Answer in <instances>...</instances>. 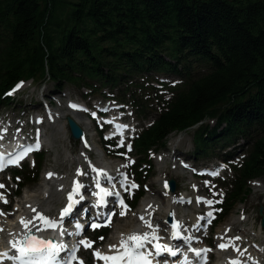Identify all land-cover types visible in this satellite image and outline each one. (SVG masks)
Instances as JSON below:
<instances>
[{
  "label": "trees",
  "instance_id": "16d2710c",
  "mask_svg": "<svg viewBox=\"0 0 264 264\" xmlns=\"http://www.w3.org/2000/svg\"><path fill=\"white\" fill-rule=\"evenodd\" d=\"M30 79L132 106L147 121L133 139L139 180L171 134L194 129V159L232 173L218 223L264 177V0H0V108ZM43 160L14 173L36 181Z\"/></svg>",
  "mask_w": 264,
  "mask_h": 264
},
{
  "label": "rangeland",
  "instance_id": "374dc122",
  "mask_svg": "<svg viewBox=\"0 0 264 264\" xmlns=\"http://www.w3.org/2000/svg\"><path fill=\"white\" fill-rule=\"evenodd\" d=\"M104 91V94L98 93L93 95V98H97L96 104L98 102L97 105L99 107H108L110 104L109 102L102 104L101 100H99L110 98L109 90L105 89ZM53 92L54 86L50 83L42 85L36 84L33 81H27L13 94L12 101L0 108V122L14 129V131L20 132V134L24 133L41 142L42 150L40 152L44 153V160L42 168L39 170L38 179L36 181L26 180L20 194H18V182H23V176L15 178L13 172L0 175V184L5 185L3 192L7 195V201L10 202L9 196H11L12 201L10 202L12 204L7 207L2 205L0 209V212L7 214L0 215V223L4 222L3 224H5L4 229H10L14 220L25 211V208L22 206L18 208V204L22 205V202L24 203L22 199L23 195L44 180L46 171H51L52 176L57 177L62 182L60 186L50 185L47 194L44 196H49V198L40 200L42 214L51 220L58 219L61 216L60 213L66 207L69 193H73L76 180L83 179L85 182L83 185L86 188L84 195L88 197L89 190H91L93 184L92 176L94 175L92 174H95L92 169L100 168L101 170V167L104 165L111 166L109 172L112 171L115 177L119 176V172H124L122 168H126L130 180L140 183L139 190H144L145 196L148 198L153 194L154 201L159 202L163 193L157 190L161 189L167 193H171L168 190V180L170 178L176 179L178 189L174 194L178 197L193 196L192 201L178 203L176 218L181 219L182 222H187L185 227L193 224L194 219L199 221V226L203 224L210 206L206 203V201L210 200L208 196H212L216 200L222 198V195H220L222 192L225 195V189L220 187L218 180L201 179L194 173V165L202 166L192 155V150L195 147L193 139L194 129L182 132L184 133L182 139L179 137L180 133L171 134L167 139V146L157 152H153L151 155L152 165L148 166L152 171L151 176L144 180H138L134 178L137 171L135 169L131 171V160L132 158L137 159L139 155L135 151L128 152L126 145L122 147L120 142H114L109 145L103 141L104 138L102 133L99 132L101 128L95 116L97 113L95 110H93L92 115H89L86 112L74 111L69 108L68 100L72 98L83 99L89 102L90 96H83L87 90L67 87L63 92L49 96V93L52 94ZM70 96L72 98L67 100L66 98ZM77 112H79L78 116L80 118L83 117L81 120L85 122L82 125L85 131L86 143L81 139L73 140L71 138L67 117L70 115L76 116ZM125 113L130 120L135 119L138 123H147V121H141L137 112L133 113L132 117L126 111ZM209 122L212 124L214 121L210 120ZM37 132H39L38 136ZM240 143L236 145L234 152L242 149L243 142ZM25 164L33 168L34 158H31ZM90 165L95 167H90ZM17 169L19 170V168ZM89 169H91L92 174L89 172ZM78 170L83 174H79ZM159 175L165 178L164 183L158 180L154 181V178ZM224 176L227 178L231 177L229 168L224 173ZM250 187L252 192L244 203L238 204L223 222L218 225H215L214 222L209 231H202L203 242L212 246L213 255L210 264H217L221 258L226 260L231 258L232 260L235 256H240L235 250L232 251V247V250H229V248L221 250L218 247L220 243L228 241L230 238L233 239L237 248L244 251L245 254L240 256L242 260L248 258L256 262V264H264V227L261 225L262 216L259 214L260 206L264 207V177L252 180ZM15 194L16 196H14ZM159 195L161 196L160 198L158 197ZM143 198L136 207H133V210L128 207L127 213L123 217L119 215L122 210L120 209L114 223L108 226L110 231L103 237V240L100 239L102 236L97 233L88 232L89 238L95 244L97 243L96 250L110 252L109 245H116L112 240L116 231L121 229L123 232H128L136 225L134 222L135 218L133 217L143 202ZM200 198L204 199V201L198 202L197 200ZM130 200L131 193L127 196L128 205ZM155 212L157 215H163L167 220L169 213L164 214L163 212L153 211L150 212V221L155 220L156 215H153ZM238 217L242 219L233 225L220 241L217 231L224 230L230 221ZM131 218L132 220H130ZM153 223L155 224L156 222L153 221ZM166 224L168 225V220ZM164 230H167V227ZM5 237L6 235L1 239L0 236V245L5 240ZM235 237H240V239L235 240ZM93 253V251H86L84 258L87 260V264H104V261H98ZM232 255L233 257H230Z\"/></svg>",
  "mask_w": 264,
  "mask_h": 264
},
{
  "label": "snow or ice",
  "instance_id": "6c2138e0",
  "mask_svg": "<svg viewBox=\"0 0 264 264\" xmlns=\"http://www.w3.org/2000/svg\"><path fill=\"white\" fill-rule=\"evenodd\" d=\"M23 86V82L16 85V87L12 90V92L7 93V95H12L16 91H18ZM71 107H77V105H70ZM126 126H118L119 128H123ZM6 131V130H5ZM39 132H37V136ZM3 137L0 136V139ZM122 144V141H121ZM39 148V141L35 146L28 145V146H20V151L16 153L10 154H3L0 153V171H3L9 165H16L18 166L20 161L23 160L30 152L37 150ZM130 149V146H129ZM94 172L97 173L96 176V186L100 189L97 195L99 196L98 205L103 206L105 205V197L112 195L113 193L109 192L105 188L100 187V177L103 176L107 179H111L108 177V174L103 170H98L93 168ZM79 174H83L79 172ZM212 175H218L217 172L211 173ZM51 177L52 173L48 174ZM124 185H127V177H123ZM122 185V186H124ZM167 186V185H166ZM4 185L0 184V188H3ZM137 187L135 184L127 185L126 190L131 188ZM81 188L79 182H76L73 188V193H78ZM73 193H69L68 195V205L63 208L60 215L61 217L67 216L71 213L73 206H74V197ZM118 196L119 194L116 193ZM222 195V193L220 194ZM0 202L7 203L6 197L3 194H0ZM218 202V201H216ZM212 200L206 201L207 204L212 205L216 203ZM118 204L121 207V212L119 213L120 216H125L128 210V206L124 203L123 199L118 200ZM35 213L30 219H26L24 217L20 218V224L24 229V232L19 237L16 236L15 233H9L10 236L14 237V239L9 240V245L11 251H3L0 252V264H3V261L7 260L10 261L11 264H61V261L58 259L59 254L67 248V245L63 243H54L52 240H45L42 238L37 237L32 228L35 227L36 231H43L45 229H55L57 227V222L54 220L49 219L48 217L44 216L42 213L36 211V209H32ZM0 215H7L3 212H0ZM115 213H111L106 217V222L104 225L101 224H92V227L99 228L101 226L108 227L112 223V216ZM208 216L211 217L212 213H208ZM142 221H144L145 225L152 229L153 225L150 221L144 219L143 216L140 217ZM39 221V223H36ZM172 238L179 239L180 238V224L173 223L172 224ZM0 231H3L0 228ZM63 234V232L61 233ZM103 240V237H100ZM223 239V238H221ZM235 240H239L240 237H235ZM153 241H157L153 244L155 249V254L160 255L161 253H169L173 256L176 255V251H174L171 247L165 244H160L159 237L156 235L155 230L153 229L152 232H144L143 234L132 233L128 236H124L121 234V238L119 240L118 245H109V251L113 252L114 254H105L99 250H96L93 255L95 258L104 261V264H152L151 256L152 253L147 251L146 245L153 243ZM80 245H83L86 249L92 247V242L88 240H80L77 245L73 246L65 259H63L62 264H73V261H76L78 258L76 256V252ZM218 247L221 250H225L228 247H232L236 252L239 253L240 256H243L245 253L241 251L239 248L235 246L233 239H229L227 243H220ZM196 257L199 258L200 264H206L207 261V253L211 251V249H190ZM79 264H83V261H79ZM229 264H242V262L238 259H232L229 261Z\"/></svg>",
  "mask_w": 264,
  "mask_h": 264
},
{
  "label": "bare ground",
  "instance_id": "6f19581e",
  "mask_svg": "<svg viewBox=\"0 0 264 264\" xmlns=\"http://www.w3.org/2000/svg\"><path fill=\"white\" fill-rule=\"evenodd\" d=\"M79 113H76V116L71 115L72 117H74L76 119V121H78V123H82L84 124L85 122L78 116ZM80 119H79V118ZM82 121V122H81ZM180 139H182L184 137V133H180L179 135ZM85 155V154H84ZM83 155V156H84ZM219 164H222V162H219ZM92 166V165H90ZM111 168V166H107L104 165L101 167V169L108 173V170ZM100 169V168H98ZM89 172L92 174L91 169H89ZM49 173H52L51 171H46L44 174V180L37 185L36 187L32 188L31 190L27 191L22 199L24 201V203L22 202V205L19 203L18 204V208L19 207H24L25 211L23 213H21L18 218L16 220H14V222L12 223V226L10 229H4L5 228V224H3L4 222L0 223V228L3 229V232L0 231V236L1 239L3 236L6 235L5 240L3 241V243L0 245V252L3 251H8L11 250L10 249V245H9V240L10 239H14V237L10 236L9 233H15L17 237H19L20 235L23 234L24 229L22 228L21 224H20V218L24 217L26 219H30L33 216H35V213L32 211V209H36L37 212L42 213L41 211V202L40 200H44V198H49V196L44 197L48 190L50 185L53 184V186H60L62 185V182L57 178V177H53L51 175V177H49ZM95 177L97 176V174H92ZM102 177V176H101ZM160 181L161 183L165 182V178L162 175L156 176L154 178V181ZM94 185V184H93ZM81 187L84 188V185L81 184ZM87 187H89V185H87ZM160 193H163L161 201H154V196L153 194L148 198V197H144L143 198V202L141 203V205L139 206L138 210L136 211V213L134 214L135 218V223L136 225L133 226V228H131L128 232H123L121 229H119L118 231H116V233L114 234V236L112 237L113 242L118 245L119 244V240L121 238V234H124V236H128L132 233H138V234H143L144 232H152L153 229L156 232V235L159 237V243L160 244H165V245H169V242H172L173 239L170 240V234L171 229H170V224H166L167 220L165 219V217L163 215H157L156 212L153 213V215H156L155 221L156 223L154 224L153 221L149 220V216H150V212L153 211H159V212H163L164 214H168V213H172L174 218L176 219V214H177V209H178V203L180 202H185V201H192L193 200V196L191 195H186V196H181L178 197L176 196V194L173 193H167L165 190H157ZM159 198L161 197L160 195L158 196ZM84 207L89 203L88 201V197L84 198ZM75 210L77 211L78 208H75ZM70 215V213L68 214ZM67 216H64L62 219H65ZM143 216L145 220L150 221L153 225V228L150 229L148 228L144 221H142L140 219V217ZM61 219V220H62ZM241 217H238L236 219H233L232 221L229 222V224L225 227L224 230H218L217 231V236L219 237V240L221 241V238H223L226 234V232L233 226L235 225L239 220H241ZM132 220V218L130 219ZM197 220L194 219V223L185 227L187 222H182L183 223V227H184V231L185 234L187 236V238L189 239H196V238H201L202 235H200V229L199 225H198ZM36 223H39V221H37ZM64 223H66V221H64L63 223H61V225H63ZM165 227H167V232H165ZM32 231L37 234L39 237H54L56 239V243H61V238L59 236H57V232L56 231H52L51 228L49 229H45L43 231H36L35 227L32 228ZM197 232H200L199 234ZM227 237V236H226ZM157 241H153V243L147 244L146 245V249L147 251L152 253V256L150 257L152 260V264H166V262L163 260V258H158V255L155 254V249L153 247V244L156 243ZM228 241H223L222 243H227ZM200 243V242H199ZM229 250H232L231 247H228ZM234 251V249L232 250ZM111 254H114L113 252H110ZM230 257H233L230 256ZM240 258V256H235L234 259ZM231 260V258L226 259H219L217 264H229V261ZM241 262L243 263V261L241 260ZM250 262V261H249ZM11 264V263H9ZM174 264H178L177 262H174Z\"/></svg>",
  "mask_w": 264,
  "mask_h": 264
},
{
  "label": "water",
  "instance_id": "95a60500",
  "mask_svg": "<svg viewBox=\"0 0 264 264\" xmlns=\"http://www.w3.org/2000/svg\"><path fill=\"white\" fill-rule=\"evenodd\" d=\"M67 122H68V125L70 128V131H71L72 138L73 139H79L81 137V135L84 134L83 128L71 116L67 117ZM169 184H170L171 191L172 192L176 191V181L174 179H170ZM259 214L262 216V226L264 227V207L262 205L260 206ZM172 218H173V215L170 213L168 216V221L171 222ZM36 236H38V235H36ZM50 240L53 241V239H50Z\"/></svg>",
  "mask_w": 264,
  "mask_h": 264
}]
</instances>
